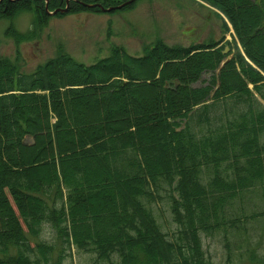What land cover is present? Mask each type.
Here are the masks:
<instances>
[{
	"label": "trees",
	"instance_id": "16d2710c",
	"mask_svg": "<svg viewBox=\"0 0 264 264\" xmlns=\"http://www.w3.org/2000/svg\"><path fill=\"white\" fill-rule=\"evenodd\" d=\"M206 1L231 19L256 67L214 43L161 40L142 55L115 45L90 65L62 53L33 73L0 56V264H62L71 247L95 253L93 264H213L201 232L264 218L241 212L264 188L263 12L251 0ZM241 8L255 16L251 36ZM83 10L99 11L70 1L68 12ZM24 11L39 24L49 16L43 0L0 1V17ZM160 192L171 237L150 207Z\"/></svg>",
	"mask_w": 264,
	"mask_h": 264
},
{
	"label": "rangeland",
	"instance_id": "374dc122",
	"mask_svg": "<svg viewBox=\"0 0 264 264\" xmlns=\"http://www.w3.org/2000/svg\"><path fill=\"white\" fill-rule=\"evenodd\" d=\"M106 1L119 3L117 0ZM251 1L263 12L259 28L264 32V0ZM33 13L24 11L12 19L0 17V56L14 61L20 72L33 73L38 66L62 53L90 65L106 57L115 45L130 54L142 55L144 45L150 46L158 40L183 46L214 43L213 47L220 49L226 58L241 54L256 67L246 56L231 19L221 7L206 0H135L128 7L112 12L83 10L49 15L41 24ZM237 15L245 23L249 22L246 27L249 36L253 35L255 29L250 24L255 23V16L252 11L241 8ZM8 28L29 32L32 37L18 41L6 34ZM259 45V42L254 43L253 50L257 51ZM203 76L207 77L206 74ZM150 203L162 230L171 237L176 224L167 195L160 192V197ZM244 203L241 212L246 215L262 211L264 188L247 193ZM247 217L245 222L244 218L239 220L241 228L232 231L218 229L212 235L201 232L202 250L213 264H264V218ZM41 238L54 239L53 229L48 224L43 225ZM70 252L68 255V249L65 250L62 264H93L95 260L92 252L75 247H71ZM112 264H120L117 256H113Z\"/></svg>",
	"mask_w": 264,
	"mask_h": 264
},
{
	"label": "water",
	"instance_id": "95a60500",
	"mask_svg": "<svg viewBox=\"0 0 264 264\" xmlns=\"http://www.w3.org/2000/svg\"><path fill=\"white\" fill-rule=\"evenodd\" d=\"M1 1V0H0ZM77 3H80L81 5H84L86 7L92 8V7H98L101 11H105V12H109L111 10L114 9H120L122 8L124 5L132 3L134 0H127L121 4L115 5V6H109V7H104L102 6L100 3H86L83 2L81 0H74ZM44 10L46 13H48L49 15H54L56 13H65L69 10V0H65V6L64 7H57L53 10H49L48 8V0H44ZM228 58H231L230 56Z\"/></svg>",
	"mask_w": 264,
	"mask_h": 264
},
{
	"label": "flooded vegetation",
	"instance_id": "af4514ba",
	"mask_svg": "<svg viewBox=\"0 0 264 264\" xmlns=\"http://www.w3.org/2000/svg\"><path fill=\"white\" fill-rule=\"evenodd\" d=\"M70 1H73V0H70ZM102 1H104V0H94L92 3H101L102 4ZM117 1H119V3H123V2H125V1H127V0H117ZM113 5H117V4H113ZM97 8V7H96ZM125 7H123V8H120V9H124ZM120 9H117V10H120Z\"/></svg>",
	"mask_w": 264,
	"mask_h": 264
}]
</instances>
